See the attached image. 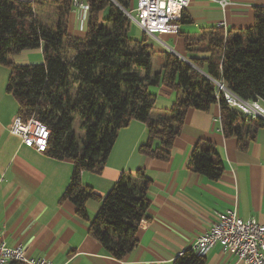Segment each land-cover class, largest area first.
<instances>
[{"label":"trees","instance_id":"trees-1","mask_svg":"<svg viewBox=\"0 0 264 264\" xmlns=\"http://www.w3.org/2000/svg\"><path fill=\"white\" fill-rule=\"evenodd\" d=\"M88 6L84 38L68 34L73 0H0V65L9 69L6 91L18 103V116L34 118L49 130L46 150L55 160L72 162V174L62 200L81 218L85 203H100L89 234L104 253L121 261L136 247L139 224L147 219L149 179L143 171L122 173L101 198L81 182L83 172L100 174L117 139L131 121L147 127L142 156L167 161L189 109L220 110V130L234 137L240 151L264 128V120L249 119L224 100L225 90L242 101L264 105V9L257 8L253 25L225 33L213 27L185 37L184 61L170 52H155L142 35L129 37L124 11L131 0H84ZM192 24L181 13L177 25ZM42 49L43 62L16 66L12 57L24 50ZM208 53L207 59H197ZM158 66V68H155ZM165 86L176 99L153 117L156 99L148 88ZM187 168L204 179L218 181L223 163L208 141L197 142ZM205 258L185 250L173 264H204ZM9 264H23L10 262Z\"/></svg>","mask_w":264,"mask_h":264},{"label":"crops","instance_id":"crops-1","mask_svg":"<svg viewBox=\"0 0 264 264\" xmlns=\"http://www.w3.org/2000/svg\"><path fill=\"white\" fill-rule=\"evenodd\" d=\"M77 1L87 6L84 0ZM135 6L136 0H131V11ZM257 8L264 9V0H231L225 9L215 0H189L184 13L192 24L178 25L175 36H141L153 44L155 52H170L190 61L184 48L185 37H196L219 24L225 33L248 29ZM86 27L87 12L72 6L68 34L84 38ZM209 56L199 53L194 57ZM11 60L16 66L40 64L43 52L24 50ZM8 76L9 69L0 65V239L7 247H21L29 258L51 264H173L208 230L215 217L227 210L236 209L242 220L264 225V128L240 151L236 138L223 136L217 105L206 112L189 109L169 159L160 161L138 153V147L147 140V127L133 120L118 132L101 173L81 174V182L101 198L122 173L141 170L150 181L147 219L138 226L136 247L123 260H115L89 234L100 203L88 200L84 219L73 204L62 200L72 162L55 160L26 147L10 133L19 107L6 91ZM148 92L156 99L153 117L170 109L177 95L162 85L150 87ZM203 140L216 148L223 163L218 181L206 180L187 168L193 146ZM204 264L241 263L232 252L217 246L209 251Z\"/></svg>","mask_w":264,"mask_h":264},{"label":"built area","instance_id":"built-area-1","mask_svg":"<svg viewBox=\"0 0 264 264\" xmlns=\"http://www.w3.org/2000/svg\"><path fill=\"white\" fill-rule=\"evenodd\" d=\"M188 1L136 0L135 9L124 11V14L143 35L155 39V36H166L177 32V21ZM215 1L222 9L231 2V0ZM72 6L88 12V6L77 0H73ZM222 26V24L218 25L219 28ZM218 90L223 92L225 102L230 107L239 109L245 117L264 120V105L258 101H242L225 90L222 85H218ZM9 131L17 136L24 146L33 148L37 152L43 153L47 148L49 130L34 118L23 120L17 115ZM217 246L224 252H232L241 264H264V225L253 220H242L236 209L218 214L208 230L196 239L190 250L205 258L209 251ZM13 261L23 264H51L43 259L29 258L23 248H9L0 239V264H9Z\"/></svg>","mask_w":264,"mask_h":264},{"label":"rangeland","instance_id":"rangeland-1","mask_svg":"<svg viewBox=\"0 0 264 264\" xmlns=\"http://www.w3.org/2000/svg\"><path fill=\"white\" fill-rule=\"evenodd\" d=\"M132 7H133V5H132ZM132 7H131V9L129 10V11H131L132 10ZM132 15H134L133 13H132ZM141 31L136 27V25L134 24V23H131L130 24V28H129V37L132 39V40H140V38H141ZM170 35H173V36H175V35H177V34H173V33H171ZM167 46H168V44H166ZM263 105V104H262Z\"/></svg>","mask_w":264,"mask_h":264}]
</instances>
